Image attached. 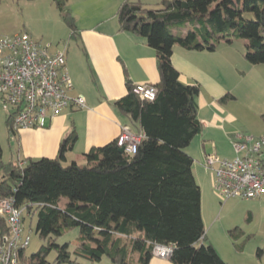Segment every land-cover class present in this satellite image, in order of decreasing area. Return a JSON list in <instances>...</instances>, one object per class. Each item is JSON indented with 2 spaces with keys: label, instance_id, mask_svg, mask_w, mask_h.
Wrapping results in <instances>:
<instances>
[{
  "label": "trees",
  "instance_id": "1",
  "mask_svg": "<svg viewBox=\"0 0 264 264\" xmlns=\"http://www.w3.org/2000/svg\"><path fill=\"white\" fill-rule=\"evenodd\" d=\"M69 2L52 0L75 36L78 26ZM117 19L120 31L146 38L156 52L160 81L154 85L155 100H143L134 92L136 85L128 83L125 96L113 103L144 139L136 154L120 153L116 139L92 148L85 164L70 165L66 153L75 133L63 141L55 159L5 162L0 143V198L37 217L36 234L45 243L30 257L22 250L19 262L79 264L78 259L107 257L114 264H150L156 246H170L173 264H227L207 243L201 187L194 159L185 151L203 130L197 103L201 86L180 80L172 56L175 46L214 52L221 43L237 40L246 43L247 62L264 65V0H162L157 8L125 0ZM229 99L235 97L227 94L220 103ZM74 229L79 230L74 248L57 243ZM8 234L0 218V235ZM240 234L230 231L234 241Z\"/></svg>",
  "mask_w": 264,
  "mask_h": 264
},
{
  "label": "crops",
  "instance_id": "2",
  "mask_svg": "<svg viewBox=\"0 0 264 264\" xmlns=\"http://www.w3.org/2000/svg\"><path fill=\"white\" fill-rule=\"evenodd\" d=\"M124 1L70 0L78 33L70 36L74 45L68 46L65 51L66 67L73 81L72 95L83 97L86 107L67 109L49 120L42 129H26L16 134L11 132L9 161L55 159L63 141L75 133L77 139L66 153V162L71 159L78 163V156L85 161V155L92 148L116 140L124 126H129L134 133L141 132L119 114L113 103L125 96L128 83L157 84L160 81L158 61L146 38L120 31L117 9ZM236 41L221 43L214 52L190 51L175 46L172 56V63L181 75L180 80L185 84L198 83L201 86L197 103L203 130L186 148V153L194 159L193 173L201 187L205 229L217 225L216 209L224 205L214 190L213 172L205 168V158L212 154L223 160L235 157L231 144L235 128L230 126L235 119L227 115L220 100L232 93V86L223 80V72L231 76L233 71L238 70L234 56ZM241 43L246 45L244 41ZM263 134L264 127L259 136ZM206 237L227 263L216 241L207 234ZM77 262L82 264L79 259ZM93 263L114 264L104 258ZM150 264L173 263L154 257Z\"/></svg>",
  "mask_w": 264,
  "mask_h": 264
},
{
  "label": "built area",
  "instance_id": "3",
  "mask_svg": "<svg viewBox=\"0 0 264 264\" xmlns=\"http://www.w3.org/2000/svg\"><path fill=\"white\" fill-rule=\"evenodd\" d=\"M73 81L66 67L65 51H50L29 34L0 39V105L13 134L26 129H42L49 120L70 108L83 109L85 100L73 96ZM135 94L154 101L157 88L139 84ZM144 134L122 128L117 138L124 153L136 154ZM231 144L235 157L223 160L216 155L205 158V167L214 174L213 187L222 201L252 200L264 197V135L234 134ZM24 209L12 200L0 198V218L9 229L0 235V264H20V252L29 247L31 238L24 236ZM173 248L156 246V258L170 260Z\"/></svg>",
  "mask_w": 264,
  "mask_h": 264
},
{
  "label": "rangeland",
  "instance_id": "4",
  "mask_svg": "<svg viewBox=\"0 0 264 264\" xmlns=\"http://www.w3.org/2000/svg\"><path fill=\"white\" fill-rule=\"evenodd\" d=\"M150 4L148 8H157L162 0H141ZM247 18H252L248 15ZM179 28V27H175ZM29 34L43 46L50 45V51H66L74 42L70 37L71 31L60 19L51 0H0V39L14 37L20 34ZM242 41L235 43V61L237 71L231 76L224 74L223 80L232 86V96L221 103L222 107L235 119L230 124L235 128L234 134L244 133L259 137L264 127V65H251L245 59L246 48ZM178 47V46H177ZM244 56V57H243ZM240 63V64H239ZM12 133L7 125V117L0 105V143L4 151L3 160L9 162V144ZM186 151V150H185ZM79 164H85L78 156ZM72 160L66 162L70 165ZM222 201V200H221ZM67 200L62 201V206ZM221 208L216 209L217 225L206 228V234L216 241L224 259L229 264H264V197L252 200L229 199ZM24 236L30 237V245L26 249L28 257L37 253L44 241L36 234L37 217L24 215ZM241 230L236 241L230 236V231ZM79 230L68 231L58 239V244H70L71 248L77 245ZM208 243V241H207ZM263 252L257 255L258 250ZM56 257L53 252L49 260ZM107 260V257H104ZM82 264H97L93 261L79 259ZM29 264V263H28ZM100 264V263H98Z\"/></svg>",
  "mask_w": 264,
  "mask_h": 264
},
{
  "label": "water",
  "instance_id": "5",
  "mask_svg": "<svg viewBox=\"0 0 264 264\" xmlns=\"http://www.w3.org/2000/svg\"><path fill=\"white\" fill-rule=\"evenodd\" d=\"M119 152L123 154L124 153V148H120Z\"/></svg>",
  "mask_w": 264,
  "mask_h": 264
}]
</instances>
